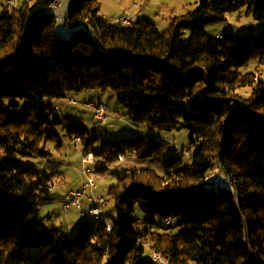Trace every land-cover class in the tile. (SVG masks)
<instances>
[{
    "label": "trees",
    "instance_id": "16d2710c",
    "mask_svg": "<svg viewBox=\"0 0 264 264\" xmlns=\"http://www.w3.org/2000/svg\"><path fill=\"white\" fill-rule=\"evenodd\" d=\"M54 3L24 0L0 14V264H157L147 249L162 264H264V81L258 64L244 69L264 61V27L222 39L202 28L241 10L264 23V0H198L161 31L145 17L109 22L100 0H74L57 22ZM86 89L115 90L131 122L186 129L194 148L187 161L169 156L162 174L139 167L118 176L106 193L112 222L81 219L69 235L40 213L57 172L20 163L15 146L47 156L65 119L67 134L94 152L97 173L119 156L158 158L167 147L142 135L109 140L59 117L52 99ZM166 218L176 232L153 229Z\"/></svg>",
    "mask_w": 264,
    "mask_h": 264
},
{
    "label": "rangeland",
    "instance_id": "374dc122",
    "mask_svg": "<svg viewBox=\"0 0 264 264\" xmlns=\"http://www.w3.org/2000/svg\"><path fill=\"white\" fill-rule=\"evenodd\" d=\"M24 0H14L15 5H19ZM198 0H100V13L109 22H114L117 16L127 17H145L151 20L158 30H164L169 25L170 18L186 13L195 7ZM74 0H55L58 3V8L53 7V11L64 17L70 9ZM6 0H0V14L3 10ZM131 14V15H130ZM251 25V26H249ZM264 23L256 22L251 15H247L244 10L230 13L226 19L219 20L202 25V28L212 34H236L243 35L249 32L259 34ZM191 28L184 32V36H189ZM56 32L61 38H68V28L57 23ZM62 32H65L62 33ZM260 66L261 78L264 81V61H251L245 66V71H253L256 65ZM247 88L239 90V93H247ZM53 105L56 108V113L63 118L64 115H69L71 121H80L88 130H96L102 136L109 140H116L122 137L148 136L151 139H161L167 142L165 151L158 158H146L141 161L135 160L132 156H124L123 161H118L111 165L105 172H93L97 188L90 194L94 196H103L106 198V193L110 185H112L118 176H122L134 168L149 167L158 174L163 173V163L169 156L183 155L185 161L189 160V154L184 152L194 148L189 145V132L186 129L173 131L148 130L145 125L135 124L131 122L126 114V108L117 101V92L113 89H86L81 91L66 92L64 97L53 98ZM88 103H103L108 107V118L101 122L93 118L92 111L86 106ZM190 109V107L187 105ZM70 122L64 119L61 123L54 127L58 134V141H48L45 144V149L49 153L45 157L35 154H30L27 149L20 146H15L18 153L17 157L20 163L29 165L41 173H50L56 171L54 186L50 192L49 200H44L40 206L41 216H47L44 225H54L59 227L63 233L72 234L76 224L82 219L80 211L76 207H70L67 212L62 210V194L63 191H69L81 188L84 176L82 175V151L83 143H76L73 135H68L66 126ZM102 141L99 138L100 143ZM94 153V152H93ZM218 168L214 167L207 174L209 179L218 175ZM223 180V178H218ZM62 195V196H61ZM107 199V198H106ZM108 200V199H107ZM103 220L105 223H111L115 218V209L113 202L108 200L106 206L102 207ZM139 227L144 217L139 214ZM154 230L161 232L178 230L173 224L168 229L163 224L162 227H153ZM150 256L147 249L145 258ZM157 264H162L157 262Z\"/></svg>",
    "mask_w": 264,
    "mask_h": 264
},
{
    "label": "built area",
    "instance_id": "2783aa9c",
    "mask_svg": "<svg viewBox=\"0 0 264 264\" xmlns=\"http://www.w3.org/2000/svg\"><path fill=\"white\" fill-rule=\"evenodd\" d=\"M14 0H6L5 7L9 10L10 4L13 3ZM59 4L55 3L54 8H58ZM59 16H61L59 14ZM62 18V17H61ZM137 17L135 16H127V17H120L116 19L114 23L118 26H133L136 24ZM251 26V25H249ZM215 37L220 39V33L216 34ZM255 81H257V77H255ZM88 108L92 111L93 118L97 121L104 122L108 118V107L103 103H88L86 104ZM90 131V130H89ZM92 132V131H91ZM104 138V137H103ZM106 138V137H105ZM81 136L75 134L74 141L76 143L81 142ZM190 151L184 152L189 154ZM119 161H122L124 157L119 156ZM95 155L92 150H83L82 151V168L81 172L84 176V181L80 189L77 190H70L63 194L62 196V210L67 212L70 207H76L80 211V215L82 219L89 221L90 223L101 221L103 220V213L102 207L106 206L107 199L103 196H94L90 195L89 191H93L97 188L95 179L93 177V172L95 169ZM226 182V180H217L216 183ZM88 201V204L85 206L84 201ZM171 223L170 218H166L163 221L165 226H168ZM108 228L110 229L111 226L109 225ZM150 258L154 262L164 263V259L162 256L152 251L150 254Z\"/></svg>",
    "mask_w": 264,
    "mask_h": 264
},
{
    "label": "bare ground",
    "instance_id": "6f19581e",
    "mask_svg": "<svg viewBox=\"0 0 264 264\" xmlns=\"http://www.w3.org/2000/svg\"><path fill=\"white\" fill-rule=\"evenodd\" d=\"M18 5H15L14 2L10 4V7H9V11L12 10L13 8L17 7ZM55 6V3L53 4V7ZM61 16H59V14L55 13V20L57 22H60L61 21ZM263 30L260 31V33H262ZM223 35L220 33V39H222Z\"/></svg>",
    "mask_w": 264,
    "mask_h": 264
},
{
    "label": "crops",
    "instance_id": "0c3cea01",
    "mask_svg": "<svg viewBox=\"0 0 264 264\" xmlns=\"http://www.w3.org/2000/svg\"><path fill=\"white\" fill-rule=\"evenodd\" d=\"M131 15V14H130ZM131 16H133V15H131ZM120 17H122V16H115L114 18L115 19H118V18H120ZM64 34H65V32H63ZM68 33H71V30H68ZM81 186H82V184H81ZM78 189V188H77ZM70 190H72V189H70ZM69 190V191H70ZM74 190H76V189H74ZM94 191V190H93ZM66 192V190L65 191H63V193H61L62 195L64 194ZM92 191H89V194L91 193ZM61 195V196H62ZM91 195V194H90ZM88 204V201L86 200V201H84V205L86 206ZM103 213V212H102ZM48 217H49V215H47ZM70 235V234H69Z\"/></svg>",
    "mask_w": 264,
    "mask_h": 264
}]
</instances>
